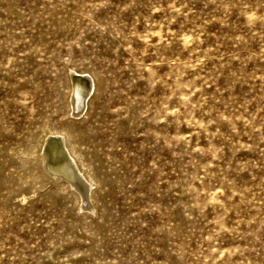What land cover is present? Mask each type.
<instances>
[{
	"label": "rangeland",
	"instance_id": "obj_1",
	"mask_svg": "<svg viewBox=\"0 0 264 264\" xmlns=\"http://www.w3.org/2000/svg\"><path fill=\"white\" fill-rule=\"evenodd\" d=\"M0 264H264V0H0Z\"/></svg>",
	"mask_w": 264,
	"mask_h": 264
},
{
	"label": "bare ground",
	"instance_id": "obj_2",
	"mask_svg": "<svg viewBox=\"0 0 264 264\" xmlns=\"http://www.w3.org/2000/svg\"><path fill=\"white\" fill-rule=\"evenodd\" d=\"M74 76L80 78V79H78L79 80L78 83L80 84L81 87H85V89L88 85L90 87L89 91L88 92L86 91V96H85V92H84L85 97L83 98V101H82L83 102L82 103V106H83L82 109H80V107L76 106L77 103L74 107V103H75V98L73 96V94H74V83L72 80V78ZM70 81H71L70 82V91L72 92V94H71V99H70L71 111H70L69 117L73 116L75 118L74 120H78L79 116H81V113L88 111L87 109L89 108V105L91 104L92 100L94 99V97L98 93L99 85L95 79H94V82L92 81V83H91L85 73H78V72L71 73ZM74 110H76V111L74 112ZM85 110H87V111H85ZM77 111H79V112H77ZM67 126H71V123H68ZM76 134H77V132H75V130H73L72 126H71L68 133L65 130H61L60 132H50V133H48V136L45 135L46 137L44 139L42 138L43 142L41 145V148H42V154L41 155H42L43 164L46 167L47 156H48L46 151H50V153H52V155H53V158H52V161H53L52 165L53 166L60 168L62 170L64 169V172L68 175H70V173L75 170L77 173L75 178L79 179V180H77L78 183H80V181H82V180H83V182L85 180L89 182V179L87 178L88 176L86 177V175L84 174V171L82 170V166L85 164L86 159L84 158L83 153L81 152L79 145L77 144V140L75 139ZM45 149H46V151H45ZM46 170L48 171V172L47 171L46 172L49 176H51V177L55 176V175L52 176L53 175L52 172L49 171L47 168H46ZM49 173L52 175H50ZM57 179H60V177ZM65 181H67V180H65ZM67 184L70 187L74 188V190H76V192L81 195V197L84 201V204L88 205V201H86V198L84 199V194H82L78 189L73 187L70 182L67 181ZM86 185L88 186V184H86ZM87 195L90 196V194H87ZM86 209H88V208H86Z\"/></svg>",
	"mask_w": 264,
	"mask_h": 264
},
{
	"label": "water",
	"instance_id": "obj_3",
	"mask_svg": "<svg viewBox=\"0 0 264 264\" xmlns=\"http://www.w3.org/2000/svg\"><path fill=\"white\" fill-rule=\"evenodd\" d=\"M78 79H80V78L75 77V76L72 78L73 83H74V94H73V96L75 98L74 107H75V105L77 103L76 106H78V107H80V109H82L83 108V106H82L83 102L82 101H83V98L86 96V91H87V88L89 87V85L86 87V89H85V87H81L80 84L78 83L79 82ZM84 92H85V96H84ZM75 111L76 110H74V112ZM77 112H79V111H77ZM45 151H46V149H45ZM46 152H47V154L49 156V157L47 156L46 168L49 171H51L52 174L55 175L56 177L58 176L61 179L67 180L68 182H70L73 187H75L82 194H84V199H85L86 198L85 196H87V188H86L87 185H86L85 181L83 182V180H82V181H80V183L77 182V180H79V179L75 178V176L77 175L75 170L72 171L70 173V175H68V174H66L64 172V169L62 170L60 168H57V167L53 166L52 165L53 164V161H52L53 155H52V153H50V151H46Z\"/></svg>",
	"mask_w": 264,
	"mask_h": 264
}]
</instances>
